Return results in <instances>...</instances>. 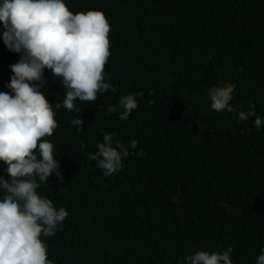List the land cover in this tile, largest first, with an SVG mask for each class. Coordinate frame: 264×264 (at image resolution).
<instances>
[{
	"label": "trees",
	"instance_id": "obj_1",
	"mask_svg": "<svg viewBox=\"0 0 264 264\" xmlns=\"http://www.w3.org/2000/svg\"><path fill=\"white\" fill-rule=\"evenodd\" d=\"M2 2V0H0ZM74 14L102 11L110 25L105 82L117 92L63 107L61 77L44 70L42 93L57 128L55 175L37 189L68 215L41 235L52 264H187L197 251L232 248L233 264H257L264 249V0H64ZM0 23V92L22 53ZM231 86L227 110L211 109L213 87ZM127 120L107 113L139 94ZM61 104L56 108V104ZM239 110L255 116L239 119ZM80 117L83 128L72 121ZM106 133L129 155L112 175L89 158ZM86 147L81 150V143ZM0 176L8 179L6 165ZM37 182L38 178H37ZM4 195L0 189V198Z\"/></svg>",
	"mask_w": 264,
	"mask_h": 264
},
{
	"label": "clouds",
	"instance_id": "obj_2",
	"mask_svg": "<svg viewBox=\"0 0 264 264\" xmlns=\"http://www.w3.org/2000/svg\"><path fill=\"white\" fill-rule=\"evenodd\" d=\"M0 23L4 26L3 42L10 52L22 53L11 65L13 75L7 87L11 93L0 92V163L6 165L5 180L0 176V264H52L48 246L41 235L51 237L68 213L57 210L50 199L37 193L41 184L55 175L63 184L60 161L55 159L54 145L43 139L57 128L52 104L42 93L46 85L44 70L61 77L65 88L63 107L74 110V102H94L98 93L117 92L105 82L104 69L110 53V25L102 11L89 10L74 14L64 0H2ZM231 86L210 89L209 100L214 111L227 110L232 100ZM122 96L117 105H110L106 114L119 113L127 120L138 107L136 96ZM56 108L61 104L57 103ZM255 116L259 130L262 120L254 111L239 110V119ZM73 125L83 128L78 117ZM118 134L106 133L97 144V152L89 158L96 166L112 175L123 168L122 160L129 155L144 156L138 142L125 146ZM86 145L81 143V150ZM37 178L38 181L37 182ZM232 248L217 253L197 251L183 258L187 264H233ZM257 264H264V249Z\"/></svg>",
	"mask_w": 264,
	"mask_h": 264
}]
</instances>
